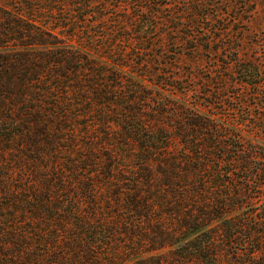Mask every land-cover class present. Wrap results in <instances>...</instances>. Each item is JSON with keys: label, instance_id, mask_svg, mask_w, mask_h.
<instances>
[{"label": "trees", "instance_id": "16d2710c", "mask_svg": "<svg viewBox=\"0 0 264 264\" xmlns=\"http://www.w3.org/2000/svg\"><path fill=\"white\" fill-rule=\"evenodd\" d=\"M18 14L0 10V143H9L6 151L24 149L25 144L33 151L49 143L53 124L86 117L89 100L99 106L110 102L111 87L102 88L95 78L89 79L93 85L84 86L89 78L85 73H101L99 66L89 56L82 57L80 50L58 48V41L35 33L37 20ZM33 46H43L49 53L36 56L29 50ZM48 60L53 64L45 66ZM225 67L240 78L216 72L211 81L220 80L217 94L222 97L205 107L225 106L233 98L230 87L240 85L242 104L264 109V75L257 64L235 58ZM87 89L93 98L83 100ZM158 105L155 126L143 122L136 107L128 108L133 116L116 137L123 152L133 156L134 165L129 177L118 173L121 188L106 191L109 201L103 211L95 201L100 196L88 183L81 187L85 197L89 193L85 205L58 193L52 198L51 193L39 196L32 188L1 189L0 264H264V115L248 110L242 113L247 116L243 121L230 123L218 113L197 106L190 113L185 105L179 106L181 116L176 115L173 128L184 143L183 151L168 153L172 138L159 117L170 105ZM105 123L96 122L97 127ZM99 130L108 140L107 132ZM19 137L25 142L11 147ZM108 171L113 177L112 166ZM126 180L134 186L122 187L128 185ZM110 210L115 216L104 218ZM19 213L27 219L17 218ZM166 246L171 247L173 262L161 254L140 256Z\"/></svg>", "mask_w": 264, "mask_h": 264}, {"label": "rangeland", "instance_id": "374dc122", "mask_svg": "<svg viewBox=\"0 0 264 264\" xmlns=\"http://www.w3.org/2000/svg\"><path fill=\"white\" fill-rule=\"evenodd\" d=\"M0 10L4 14L21 12L28 17L23 18L37 20L35 24L39 28L35 33L58 41V48L69 52L80 50L82 57L89 56L101 73L87 71L85 76L89 78L83 81L84 86L93 85L89 79L95 78L102 88L111 87L108 95L111 100H105L104 106H99L95 99L89 100L85 108L91 110L86 117L61 126L53 124L47 145L30 151L25 144L24 149L6 151L9 143H0V191L8 185L23 191L32 188L39 196L51 193L52 198L58 193L85 205L90 201L89 193L85 197L81 187L88 183L100 196L95 201L103 211L109 201L104 196L106 191L108 194L121 188L118 173L129 177L128 171L134 165L133 156L123 152L116 137L123 123L133 116L129 107H136L143 122L155 126V110L161 109L158 102L170 105L159 117L167 124L166 132L172 138L166 149L168 153L183 151L184 143L173 121L177 120L176 115L181 116L179 106L185 105L190 113L197 106L201 111L220 114L230 123L243 121L247 116L242 113L248 110L253 115H264L261 107L249 105V109L247 103L242 104L240 85L230 87L233 98L227 99L225 106L205 107L216 97H222L217 94L220 80L211 81L216 72L232 79L240 78L226 69L227 62L235 58L254 62L264 75V0H0ZM192 46L197 47L192 49ZM18 50L24 49L18 47ZM29 50L36 56L49 53L43 46ZM49 64L52 61L48 60L45 66ZM70 90L74 91V86ZM83 94V100L93 98L90 89ZM234 107H238L236 112ZM99 119L106 122L102 127H97ZM99 128L107 132L108 140ZM245 129L253 130L248 126ZM245 129L242 132H247ZM24 142L19 137L10 146L16 148ZM110 166L113 177L108 175ZM126 184L122 187L134 186L128 180ZM110 202L116 205L111 199ZM22 209L19 207V212ZM5 212L8 214L10 209ZM110 216H115L112 210L103 214L106 219ZM17 218L27 219L21 213ZM140 228L142 232L147 229L145 225ZM117 239L133 245L126 237L117 236ZM170 250L166 246L143 251L140 256L161 254L173 262Z\"/></svg>", "mask_w": 264, "mask_h": 264}]
</instances>
